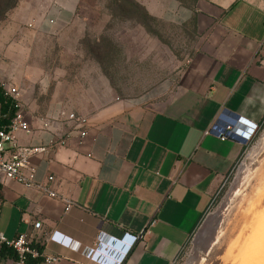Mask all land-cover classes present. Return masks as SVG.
Here are the masks:
<instances>
[{
	"label": "crops",
	"instance_id": "0c3cea01",
	"mask_svg": "<svg viewBox=\"0 0 264 264\" xmlns=\"http://www.w3.org/2000/svg\"><path fill=\"white\" fill-rule=\"evenodd\" d=\"M158 1L148 10L168 22L195 18L196 52L175 92L161 103L117 98L94 112L70 103L33 65L43 64L34 45L73 22L81 0H20L0 22V84L19 91L31 128L15 134L17 145L64 143L31 159L36 186L0 176V233L41 240V222L73 240L43 247L57 263L29 264H173L244 149L207 130L218 117L264 121V0H198L194 10ZM73 116L88 120L85 138Z\"/></svg>",
	"mask_w": 264,
	"mask_h": 264
},
{
	"label": "rangeland",
	"instance_id": "374dc122",
	"mask_svg": "<svg viewBox=\"0 0 264 264\" xmlns=\"http://www.w3.org/2000/svg\"><path fill=\"white\" fill-rule=\"evenodd\" d=\"M158 3L81 0L73 22L34 45L33 56L43 64L33 65H41L81 111L101 110L117 98L165 102L198 38L193 23L175 24L151 14L148 7ZM211 204L173 264L240 263L239 248L264 212V121Z\"/></svg>",
	"mask_w": 264,
	"mask_h": 264
},
{
	"label": "built area",
	"instance_id": "2783aa9c",
	"mask_svg": "<svg viewBox=\"0 0 264 264\" xmlns=\"http://www.w3.org/2000/svg\"><path fill=\"white\" fill-rule=\"evenodd\" d=\"M51 23L53 22L51 21ZM4 90L5 96L13 101L17 111L13 116L9 114L0 115V176L27 188H32L36 186V169L31 163V159L38 154H49L58 146L64 145V143L60 142L40 148L18 146L15 134L17 132L29 133L31 128L27 115L18 110L19 91L14 87L4 88ZM71 120L76 122L74 130L78 131L81 138H85L87 136L85 127L88 120L84 117L74 116ZM257 129H260V126L244 123L241 120H233L232 118L226 120L223 117H218L206 134L214 135L222 141L239 139L246 144L253 138ZM54 180L53 176L48 177V181L53 182ZM39 187L48 196L52 198L57 196V193L52 189L44 186ZM71 208L72 206L69 205L65 211L69 212ZM34 229L37 232H42L41 240L36 239L31 234H22L13 240H9L0 233V264H29L32 260H41L44 263H57L60 259L48 255L43 250V247L53 240H56L58 244L65 248H71L73 245V240L63 234L44 231L41 222H36ZM143 238V236H139V240ZM4 249L6 252H3Z\"/></svg>",
	"mask_w": 264,
	"mask_h": 264
},
{
	"label": "bare ground",
	"instance_id": "6f19581e",
	"mask_svg": "<svg viewBox=\"0 0 264 264\" xmlns=\"http://www.w3.org/2000/svg\"><path fill=\"white\" fill-rule=\"evenodd\" d=\"M250 232L239 248V264H264V212L255 217ZM257 253L261 254L256 256Z\"/></svg>",
	"mask_w": 264,
	"mask_h": 264
},
{
	"label": "trees",
	"instance_id": "16d2710c",
	"mask_svg": "<svg viewBox=\"0 0 264 264\" xmlns=\"http://www.w3.org/2000/svg\"><path fill=\"white\" fill-rule=\"evenodd\" d=\"M20 0H9L6 3H2L0 1V22L4 21L6 19L7 13H9L12 9L17 7ZM123 2H126L128 0H122ZM180 4H182L185 7L191 8L194 10L195 5L198 0H176ZM195 18L193 17V25H194ZM191 23V22H190ZM189 24V23H187ZM184 24V25H187ZM17 111L13 101L5 96V90L4 86L0 84V115L9 114L10 116H13L15 112ZM262 124L260 125V127ZM3 252H6L4 249Z\"/></svg>",
	"mask_w": 264,
	"mask_h": 264
}]
</instances>
